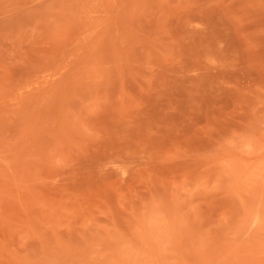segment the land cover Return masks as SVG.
Masks as SVG:
<instances>
[{
  "label": "rangeland",
  "instance_id": "1",
  "mask_svg": "<svg viewBox=\"0 0 264 264\" xmlns=\"http://www.w3.org/2000/svg\"><path fill=\"white\" fill-rule=\"evenodd\" d=\"M0 264H264V0H0Z\"/></svg>",
  "mask_w": 264,
  "mask_h": 264
}]
</instances>
